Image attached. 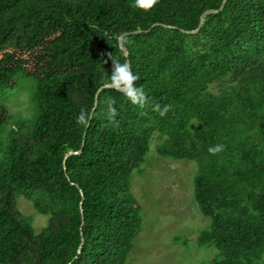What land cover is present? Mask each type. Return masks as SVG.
<instances>
[{
    "label": "trees",
    "instance_id": "16d2710c",
    "mask_svg": "<svg viewBox=\"0 0 264 264\" xmlns=\"http://www.w3.org/2000/svg\"><path fill=\"white\" fill-rule=\"evenodd\" d=\"M221 2L160 0L144 12L134 0H0V97L17 75L35 82L28 119L10 124L0 99V264H124L141 223L129 179L153 142L196 163L193 199L209 219L196 242L218 251L207 264H264V0H226L183 32ZM154 23L172 27L123 38L146 106L104 88L93 109L109 54L126 61L116 37ZM81 109L93 113L87 126ZM19 193L50 216L38 234Z\"/></svg>",
    "mask_w": 264,
    "mask_h": 264
},
{
    "label": "rangeland",
    "instance_id": "374dc122",
    "mask_svg": "<svg viewBox=\"0 0 264 264\" xmlns=\"http://www.w3.org/2000/svg\"><path fill=\"white\" fill-rule=\"evenodd\" d=\"M8 97H0L11 114L10 124L33 115V79L17 75ZM31 97V99H30ZM9 124V125H10ZM5 133L2 149H5ZM196 163L158 155L154 142L140 166L133 171L129 188L138 201L140 226L124 264H207L217 255L212 245H199L198 234L209 225L193 199ZM16 209L35 234L48 226L49 215L39 213L22 193L15 199Z\"/></svg>",
    "mask_w": 264,
    "mask_h": 264
},
{
    "label": "clouds",
    "instance_id": "9594fccd",
    "mask_svg": "<svg viewBox=\"0 0 264 264\" xmlns=\"http://www.w3.org/2000/svg\"><path fill=\"white\" fill-rule=\"evenodd\" d=\"M159 2L160 0H134L133 7L144 12H150L156 7V5L159 4ZM116 38L118 40L120 39L119 36ZM109 59L112 63V71L110 79L108 82H106L105 86L123 93V95L126 96L133 105L144 108L147 104L148 98L143 90V87L136 86V82L140 79V77L132 72L129 63H121L118 59L111 58L110 54ZM107 62V60L104 61V63ZM106 103L108 104V118L114 123L118 124L119 122L115 120V117L118 115V113L115 107H113L115 102L112 100H107ZM169 109L170 106H165L164 109L161 110L159 105H156L154 108V110L159 111L161 116L166 115ZM92 118L93 113H90L85 109H81L80 113L76 117V123L78 125L87 126ZM224 147L225 146L223 144H217L209 148V153L216 155L222 152Z\"/></svg>",
    "mask_w": 264,
    "mask_h": 264
},
{
    "label": "water",
    "instance_id": "95a60500",
    "mask_svg": "<svg viewBox=\"0 0 264 264\" xmlns=\"http://www.w3.org/2000/svg\"><path fill=\"white\" fill-rule=\"evenodd\" d=\"M225 1H226V0H222L221 5H220V7H219L218 9H207V10H205V11L200 15V20H199L198 26H197L195 29H193V30H188V31H183V30H182V31L185 32V33H195V32H197V31L199 30V28L202 26V24L204 23L206 16L209 15V14H213V13H217V12H219V11L222 9V7H223ZM155 26L172 27V26H170V25H166V24H162V23H154V24H152L150 27H148V28H146V29H137V30H133V31H128V32L122 33V34L119 36L120 39L118 40V46H119V48L121 49V51L123 52V54H124L125 57H126V61H125V62L129 63V61H128V59H127L128 51H127V49L123 46V38H124L125 36H127V35H130V34L146 33V32H148V31H150V30H151L153 27H155ZM173 28H174V27H173ZM129 65H130V64H129ZM105 85H106V84L100 86V87L97 89V91H96V93H95V97H94V106H93V109L95 108V106H96V104H97V97H98L99 92H100L102 89H104V88H109V87H106ZM84 134H85V133H84ZM83 136H84V135H83ZM82 147H83V141H82L81 146H80V148H79L78 150H75V151H69V152L65 155L64 159H65L66 157L72 155V154H80L81 151H82ZM76 187H78V186L76 185ZM81 206H82V199H81V201H80V210H81ZM82 221H83V218H82ZM81 235H82V234H81ZM82 243H83V241L81 240V242H80V244H79V247H78V250H77V253L80 252V249H81V247H82Z\"/></svg>",
    "mask_w": 264,
    "mask_h": 264
}]
</instances>
